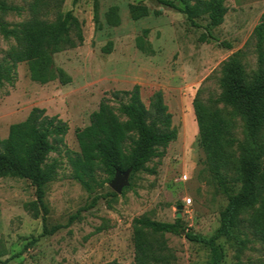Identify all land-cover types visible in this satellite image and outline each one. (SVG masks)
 I'll return each mask as SVG.
<instances>
[{"label":"rangeland","instance_id":"rangeland-1","mask_svg":"<svg viewBox=\"0 0 264 264\" xmlns=\"http://www.w3.org/2000/svg\"><path fill=\"white\" fill-rule=\"evenodd\" d=\"M64 0L61 12L72 11L82 26L83 42L74 49L54 55L55 67L63 69L72 82L62 86L57 81L40 85L29 78L27 65L18 64L12 83L0 85V138H5L11 124L23 121L34 107L46 115L58 116L68 125L65 147L77 152L75 131L89 123L102 98L114 91L140 87L141 98L148 104L154 91H161L177 130L162 158L147 167L154 173H139L129 180L128 189L112 201L100 200L80 218L65 226L77 210L90 202L85 190L70 178L64 156L51 153L49 160L59 164L55 180L46 188L49 208L47 226H64L52 236H43L41 219H33L24 204L35 199L30 183L17 178H0V262L5 264H133L132 226L134 218L146 217L172 223L180 214L187 230L211 236L219 226L226 198L208 179L198 149V130L192 102L199 91L208 105L220 94L219 66L236 51L246 48L248 70L255 68L256 56L252 32L264 15V0H223L227 8L223 23L211 29L216 41L202 43L203 28H193L185 16L160 6L155 0H97L98 23L94 22V0ZM21 8L9 13L4 21L10 26L29 18L32 0H6ZM143 4L148 17L132 21L129 4ZM178 3V2H177ZM116 6L118 27L105 23L104 15ZM160 15H153V11ZM54 16H49L53 20ZM203 26L204 21H200ZM153 54L146 55L135 46L142 31ZM112 42L109 54L102 48ZM229 44L230 49L222 46ZM13 45L0 34V62ZM117 108L118 104L111 101ZM241 132V123H237ZM240 136V135H239ZM111 191L106 185L102 193ZM190 199V205L186 201ZM181 208V209H180ZM102 228L101 231H98ZM186 230V231H187ZM180 236L166 234L161 240L168 259L163 264H206L210 259L206 246ZM221 264H235L234 249L223 239ZM260 257L259 247L251 246L243 254L244 264Z\"/></svg>","mask_w":264,"mask_h":264},{"label":"trees","instance_id":"trees-1","mask_svg":"<svg viewBox=\"0 0 264 264\" xmlns=\"http://www.w3.org/2000/svg\"><path fill=\"white\" fill-rule=\"evenodd\" d=\"M155 1L183 14L193 28H203L202 43L217 42L211 29L224 21L227 8L223 0ZM63 3L64 0H32L29 18L10 26L4 16L19 14L21 8L0 0V34L13 41L0 62V85L12 83L16 66L22 63L27 65L29 78L36 84L57 81L65 86L72 82L63 69L55 67L53 60L54 55L83 42L81 23L71 10L61 12ZM93 11L97 24V0ZM128 14L132 21H138L148 17L150 11L140 3L129 4ZM51 15L53 20L48 19ZM153 15H160V11L154 10ZM104 20L108 26L118 27V8L110 7ZM200 21L205 24L202 26ZM148 33L147 29L143 30L135 39V46L143 54L152 55L146 40ZM252 40L255 68L248 70L244 63L245 46L220 64L218 97L206 105L198 91L192 102L202 165L210 182L227 201L218 228L207 237L187 230L180 219L168 223L134 218L131 222L133 264L165 263L168 255L159 238L183 233L186 240L209 249L210 259L206 264H221L223 252L218 244L221 239L234 249L235 264H244L243 254L253 245L259 247L260 257L250 264H264V15L252 32ZM222 46L230 49L229 44ZM111 49L112 42H108L102 51L109 54ZM110 96V99L102 98L97 110L90 114L88 125L75 131L77 152L65 147L68 125L37 107L23 121L11 124L7 136L0 138V178L23 179L34 188L35 199L24 204V209L33 219H41V237L52 236L64 227L47 226L46 188L55 180L59 168L56 159L49 160L51 153L64 152L70 178L90 197V202L69 218L65 225L68 226L100 200L117 199L118 195L112 191L101 192L117 171L129 170V180L139 173H154L147 165L162 158L169 144L176 141L177 130L161 91H154L148 104L143 102L138 85L128 91H114ZM111 101L118 104L117 108Z\"/></svg>","mask_w":264,"mask_h":264},{"label":"water","instance_id":"water-1","mask_svg":"<svg viewBox=\"0 0 264 264\" xmlns=\"http://www.w3.org/2000/svg\"><path fill=\"white\" fill-rule=\"evenodd\" d=\"M130 171H117L113 179L109 182L108 187L117 195H120L124 188L129 185ZM181 209V208H180ZM177 219L180 218V214L176 216Z\"/></svg>","mask_w":264,"mask_h":264},{"label":"built area","instance_id":"built-area-1","mask_svg":"<svg viewBox=\"0 0 264 264\" xmlns=\"http://www.w3.org/2000/svg\"><path fill=\"white\" fill-rule=\"evenodd\" d=\"M190 203H191V200L188 199V200L186 201V204H187V205H190Z\"/></svg>","mask_w":264,"mask_h":264}]
</instances>
